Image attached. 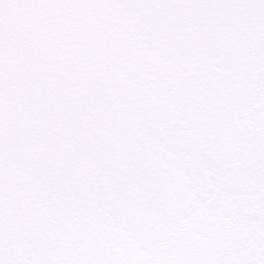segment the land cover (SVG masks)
<instances>
[{"label": "snow or ice", "instance_id": "obj_1", "mask_svg": "<svg viewBox=\"0 0 264 264\" xmlns=\"http://www.w3.org/2000/svg\"><path fill=\"white\" fill-rule=\"evenodd\" d=\"M0 264H264V0H0Z\"/></svg>", "mask_w": 264, "mask_h": 264}]
</instances>
